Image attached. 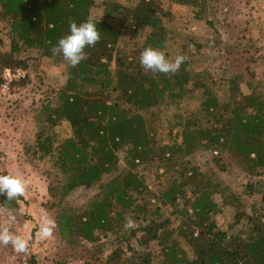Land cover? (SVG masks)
<instances>
[{
  "label": "trees",
  "instance_id": "obj_1",
  "mask_svg": "<svg viewBox=\"0 0 264 264\" xmlns=\"http://www.w3.org/2000/svg\"><path fill=\"white\" fill-rule=\"evenodd\" d=\"M199 1L176 0L196 7ZM159 5L160 0H140L132 8L111 0L100 5L96 0H0V20L10 41L9 56L0 55V66L12 70L26 69L27 59L18 57L32 51L62 62L52 49L70 22L79 24L95 8L103 11L102 18H94L99 41L85 49L77 66L68 64L65 84L42 108L33 145L27 148L34 162L52 166L53 196L61 201L80 188L98 186L83 216L58 213L59 231L73 246L79 239L100 249L111 236L107 264H264V195L260 204H249L189 159L198 152H216L248 176L264 175V92L243 95L235 77L230 98L221 102L203 79L194 82L186 59L176 73L145 71L140 52L147 46L164 50L169 41ZM204 13L200 7L196 19ZM125 33L141 39L129 56L119 48ZM194 90L201 92L200 113L176 115L178 130L172 143L161 148L144 114L163 104L179 105ZM63 122L71 134L60 139L54 129ZM152 168L157 179L165 178L163 189L162 184L152 188L143 173ZM253 188L247 185L249 196ZM215 196L235 209L226 230L214 221L221 212ZM19 200L0 196V207L19 209ZM128 218L135 227H125Z\"/></svg>",
  "mask_w": 264,
  "mask_h": 264
},
{
  "label": "rangeland",
  "instance_id": "obj_2",
  "mask_svg": "<svg viewBox=\"0 0 264 264\" xmlns=\"http://www.w3.org/2000/svg\"><path fill=\"white\" fill-rule=\"evenodd\" d=\"M101 1L96 0L97 5ZM111 1L132 8L140 0ZM199 4L205 10L203 19L195 17L200 7L180 5L176 0H160L159 7L166 14L164 20L169 31L167 48L162 51L170 58L185 56L190 61L194 82L200 83L203 79L221 102L230 98L229 85L235 77L239 78V90L243 95L255 89L264 92V0H200ZM91 15L102 18V8H95ZM0 42V55L4 59L9 56L10 41L8 30L1 20ZM136 42L139 44L141 39H134L125 33L119 48L129 56L136 49ZM18 58L27 59L24 69L27 75L12 84L9 90L2 88L4 68L0 66V174L11 172L27 183L25 194L18 201L19 209L0 207V229L8 228L11 233L23 236L28 246L25 252L18 253L11 244H0V264H107L106 258L112 250L111 236L102 249L97 247L98 244L79 239L73 246L71 239L65 238L58 228V213L75 211L83 216L97 194L98 186L80 188L61 201L53 196L56 184L51 174L52 166L34 162L27 150L33 145L36 122L42 108L53 101L55 92L65 84L68 62L63 60L56 64L52 59L41 58L35 51L22 53ZM200 95V91H191L179 105L163 104L161 109L144 114L148 129L161 148L172 143L178 130L176 115L188 118L200 113ZM54 131L60 139L71 134L66 122ZM216 154L198 152L189 159L200 171L214 173L249 204H260L264 195V175L248 176L236 162ZM143 173L153 181L152 188H158L160 184L164 188L166 180L156 178L155 168ZM247 185H253L254 195L247 194ZM215 201L220 205L221 212L214 221L220 229L226 230V226L234 220L235 209L223 205L219 196H215ZM42 213H47L56 224L52 236L44 240L35 237ZM9 216L14 220L10 221ZM177 226L178 222H175L171 228ZM182 247L191 257L186 244Z\"/></svg>",
  "mask_w": 264,
  "mask_h": 264
},
{
  "label": "clouds",
  "instance_id": "obj_3",
  "mask_svg": "<svg viewBox=\"0 0 264 264\" xmlns=\"http://www.w3.org/2000/svg\"><path fill=\"white\" fill-rule=\"evenodd\" d=\"M99 39L97 22L89 16L79 24L70 22L68 33L58 39L52 51L54 54L59 53L70 66L75 67L84 58L85 49L94 46ZM185 59L183 55L170 58L162 50L147 46L140 52L139 64L145 71L153 74H168L176 73ZM26 183L23 178L11 172L0 174V196L8 200L22 197L25 194ZM9 220H14V217L9 216ZM55 227V221L47 213H42L35 237L41 240L48 239L52 236ZM125 227H135L134 221L128 218ZM0 244H11L14 251L22 253L27 250L28 241L21 235L11 233L8 228H3L0 229Z\"/></svg>",
  "mask_w": 264,
  "mask_h": 264
},
{
  "label": "built area",
  "instance_id": "obj_4",
  "mask_svg": "<svg viewBox=\"0 0 264 264\" xmlns=\"http://www.w3.org/2000/svg\"><path fill=\"white\" fill-rule=\"evenodd\" d=\"M26 73L27 72L25 70L20 68L15 70L7 69V68L4 69L2 71V79H3L2 88H6L7 90H9L12 84H14L17 81L25 79L27 75Z\"/></svg>",
  "mask_w": 264,
  "mask_h": 264
}]
</instances>
